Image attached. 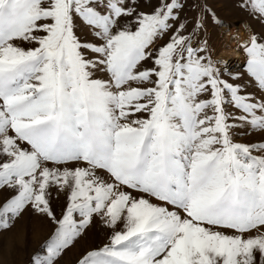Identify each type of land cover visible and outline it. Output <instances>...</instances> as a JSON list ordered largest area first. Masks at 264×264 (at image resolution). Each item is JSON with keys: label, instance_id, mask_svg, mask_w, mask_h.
Instances as JSON below:
<instances>
[{"label": "snow or ice", "instance_id": "snow-or-ice-1", "mask_svg": "<svg viewBox=\"0 0 264 264\" xmlns=\"http://www.w3.org/2000/svg\"><path fill=\"white\" fill-rule=\"evenodd\" d=\"M233 4L264 29V0ZM209 20V0H0V230L55 226L31 264L96 220L76 264H264V31L241 23L232 73Z\"/></svg>", "mask_w": 264, "mask_h": 264}, {"label": "rangeland", "instance_id": "rangeland-1", "mask_svg": "<svg viewBox=\"0 0 264 264\" xmlns=\"http://www.w3.org/2000/svg\"><path fill=\"white\" fill-rule=\"evenodd\" d=\"M209 3L223 22L222 27L214 24L211 20L207 24L206 36L214 49V57L218 60H224L226 55H230L231 58L229 57L227 60L228 71L244 73L246 71V54L237 48L238 39L232 37L242 36V32L239 31L242 22L251 24L256 32L264 31V29L246 13L239 11L234 6L233 0H209ZM141 7L144 11L151 10L143 5ZM181 15H187L191 18L195 12L186 9ZM78 34L83 39L86 32L81 29ZM163 42V40L159 41L161 44ZM27 46L25 45V47ZM247 80L248 77L245 76V82ZM248 90L255 91V88L249 86ZM257 138L255 135L236 137V139L243 141ZM53 193H55V189H53ZM9 195L10 193L7 191L0 192V201ZM51 203L53 210L59 217L65 204L64 196L60 195L59 199H53ZM54 227L46 216L36 214L31 209L23 212L19 218L14 220L11 227L0 230V264H31L33 253L39 250L41 245L51 236ZM108 235L109 231L98 220L94 221L92 226L87 229L84 238L66 250L58 264H76L86 249L95 248L107 242Z\"/></svg>", "mask_w": 264, "mask_h": 264}, {"label": "bare ground", "instance_id": "bare-ground-1", "mask_svg": "<svg viewBox=\"0 0 264 264\" xmlns=\"http://www.w3.org/2000/svg\"><path fill=\"white\" fill-rule=\"evenodd\" d=\"M229 57H230V55H226L225 58H224V60L227 61L229 59Z\"/></svg>", "mask_w": 264, "mask_h": 264}]
</instances>
